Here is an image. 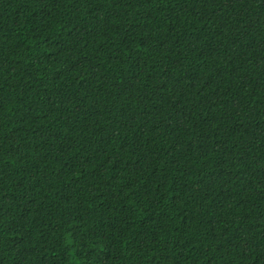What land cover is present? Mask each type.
Returning <instances> with one entry per match:
<instances>
[{"label": "trees", "instance_id": "trees-1", "mask_svg": "<svg viewBox=\"0 0 264 264\" xmlns=\"http://www.w3.org/2000/svg\"><path fill=\"white\" fill-rule=\"evenodd\" d=\"M0 264H264V0H0Z\"/></svg>", "mask_w": 264, "mask_h": 264}]
</instances>
